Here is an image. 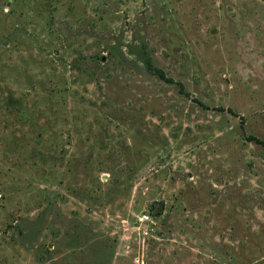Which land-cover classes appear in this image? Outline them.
Wrapping results in <instances>:
<instances>
[{
    "label": "rangeland",
    "instance_id": "rangeland-1",
    "mask_svg": "<svg viewBox=\"0 0 264 264\" xmlns=\"http://www.w3.org/2000/svg\"><path fill=\"white\" fill-rule=\"evenodd\" d=\"M250 136L264 0H0V264H264Z\"/></svg>",
    "mask_w": 264,
    "mask_h": 264
},
{
    "label": "trees",
    "instance_id": "trees-1",
    "mask_svg": "<svg viewBox=\"0 0 264 264\" xmlns=\"http://www.w3.org/2000/svg\"><path fill=\"white\" fill-rule=\"evenodd\" d=\"M146 66H147V68L150 71H152L154 74L158 75V77L161 80H164V81H166L168 83H174L173 79L167 78L165 72L163 70H161V69L156 68L150 60L146 61ZM181 90L183 91V88ZM228 112L231 113V114H235V112L232 109H228ZM248 139L250 141H252V142H255V143L259 144V145L264 146V141L259 139V138H257V137H255V136H250ZM163 205H164L163 203H155L152 206V212L151 213L154 216L161 215L162 211H163Z\"/></svg>",
    "mask_w": 264,
    "mask_h": 264
},
{
    "label": "built area",
    "instance_id": "built-area-1",
    "mask_svg": "<svg viewBox=\"0 0 264 264\" xmlns=\"http://www.w3.org/2000/svg\"><path fill=\"white\" fill-rule=\"evenodd\" d=\"M138 222L140 223L138 228L140 235L149 237L152 232L151 226L155 224L153 217L150 214H142L138 217Z\"/></svg>",
    "mask_w": 264,
    "mask_h": 264
}]
</instances>
